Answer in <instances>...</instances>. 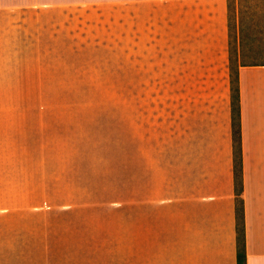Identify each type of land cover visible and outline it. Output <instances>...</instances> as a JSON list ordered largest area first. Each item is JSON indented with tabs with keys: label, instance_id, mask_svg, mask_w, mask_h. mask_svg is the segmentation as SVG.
Returning <instances> with one entry per match:
<instances>
[{
	"label": "crops",
	"instance_id": "0c3cea01",
	"mask_svg": "<svg viewBox=\"0 0 264 264\" xmlns=\"http://www.w3.org/2000/svg\"><path fill=\"white\" fill-rule=\"evenodd\" d=\"M24 1L0 0V96L56 93L49 91L63 87L56 80L67 81L74 69L87 72L91 65L93 71L99 70L100 61L89 63L83 49L111 46L99 43V38H87L89 30L99 33V27L105 26L126 30L129 54L134 56L128 60L131 73L147 63L137 60V55H150L153 71L148 73H154V78L228 80L222 110L208 104L182 108V115H177L174 151L131 155L128 207L174 205L175 215L169 222L174 220L176 228H168H174L176 247L204 251L208 264H237L229 0H30L44 7L24 6ZM113 4L118 5L109 6ZM120 16H126V24L114 23ZM117 30L111 31L115 38ZM167 56L174 71H167ZM73 65L85 67L73 69ZM173 72L176 75H168ZM238 90L246 264H264V64L240 65ZM89 108L98 107L73 110L70 104H0V160L4 163L0 167H15L17 176L27 179L13 185H33L35 176L69 178L82 172H73L78 159L76 143L81 140L89 145L99 134L78 128L76 122L88 117L72 112ZM67 169L72 172L68 174ZM11 175L6 172L8 178ZM55 178L53 184L66 185V180ZM50 179L40 181L47 185ZM47 189L51 190H41ZM154 224L152 237L156 239L158 233L163 239L167 223L156 219ZM143 238H149L148 234Z\"/></svg>",
	"mask_w": 264,
	"mask_h": 264
},
{
	"label": "rangeland",
	"instance_id": "374dc122",
	"mask_svg": "<svg viewBox=\"0 0 264 264\" xmlns=\"http://www.w3.org/2000/svg\"><path fill=\"white\" fill-rule=\"evenodd\" d=\"M115 5L118 4L109 6ZM24 6L45 4L25 0ZM228 19L235 63L264 62V0H230ZM114 23L126 24V16ZM117 28L115 38L111 31ZM243 37L246 46L241 55L238 46ZM87 38H99L105 46L111 44L83 49L88 52L89 63L100 61L99 70L93 71V66L88 65L87 72H77L75 67L85 66L73 65L70 79L56 80L63 87L49 90L56 93L0 96V104H70L73 110L98 107L72 114L88 117L76 122L78 128L87 127L99 134L89 145L80 139L76 143L79 152L75 153L78 159L73 163L77 166L73 172L81 170L79 175L52 179L35 176L31 179L33 185L20 186L13 183L27 179L17 176L19 169L0 167V264H208L204 251H182L176 247L174 228H168H176L174 220L169 222L175 215L174 205L149 203L145 208L142 203L128 207V169L131 155L134 158L143 151H174L177 115H182L186 105L208 104L222 110L228 98V80L154 78V73H148L153 71L150 55L136 56L147 63L143 62L134 74L128 70V60L134 56L129 54L126 30L120 26L99 27V33L89 30ZM251 46L263 48V55L257 57L258 52L249 49ZM165 60L167 71H174L170 58ZM230 74L229 68V86ZM1 164L4 163L0 160ZM6 172L13 177L8 178ZM71 172L67 169L68 174ZM55 177L66 180V185L53 184ZM49 179L52 182L45 181L47 185L40 181ZM46 187L51 190H41ZM151 214L156 215L154 220ZM156 219L167 223L163 239L158 233L156 239L152 237ZM147 234L149 238L145 240L143 236Z\"/></svg>",
	"mask_w": 264,
	"mask_h": 264
},
{
	"label": "trees",
	"instance_id": "16d2710c",
	"mask_svg": "<svg viewBox=\"0 0 264 264\" xmlns=\"http://www.w3.org/2000/svg\"><path fill=\"white\" fill-rule=\"evenodd\" d=\"M230 1V0H229ZM229 3V2H228ZM230 28V21L228 19ZM229 37L231 38L230 29ZM242 42L239 43L240 54L245 53L246 41L244 37L241 38ZM232 42L229 41V68H230V99H231V123H232V141H233V172H234V190H235V216H236V263L246 264V248H245V225H244V212H243V186L240 168V115H239V90H238V69L240 65H261L264 62L244 63L243 61L235 63L236 59ZM261 48V47H260ZM258 52V56H262V49L253 48ZM238 53V52H237ZM235 54V55H234Z\"/></svg>",
	"mask_w": 264,
	"mask_h": 264
}]
</instances>
